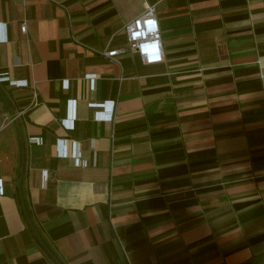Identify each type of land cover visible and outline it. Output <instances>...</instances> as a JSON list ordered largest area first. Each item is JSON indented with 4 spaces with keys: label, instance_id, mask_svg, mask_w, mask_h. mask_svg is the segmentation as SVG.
Listing matches in <instances>:
<instances>
[{
    "label": "crops",
    "instance_id": "1",
    "mask_svg": "<svg viewBox=\"0 0 264 264\" xmlns=\"http://www.w3.org/2000/svg\"><path fill=\"white\" fill-rule=\"evenodd\" d=\"M1 74L0 264H56L22 164L62 264H264V0H0Z\"/></svg>",
    "mask_w": 264,
    "mask_h": 264
},
{
    "label": "built area",
    "instance_id": "2",
    "mask_svg": "<svg viewBox=\"0 0 264 264\" xmlns=\"http://www.w3.org/2000/svg\"><path fill=\"white\" fill-rule=\"evenodd\" d=\"M126 40H127V49L125 48H116L110 51H106L103 53L104 56L111 59L112 61H117L116 57L119 54L124 53L126 50L136 54L140 61L144 65H152L161 63L163 61V52H162V44H161V35L160 29L158 25V21L155 16V8L153 5H148L145 7L144 11L129 20L125 23L123 27ZM19 31L21 34L26 33V25L25 23H21L19 26ZM0 80H8L6 74L0 75ZM11 85L19 86L25 85V83H14ZM108 102H112L111 109V118L104 121H111L115 102L114 101H105L103 103H90V107L100 108L101 111L97 112L98 115L105 113L106 114V105ZM36 94L32 93L31 105H36ZM103 120V119H100ZM31 142L37 141V139H30Z\"/></svg>",
    "mask_w": 264,
    "mask_h": 264
},
{
    "label": "water",
    "instance_id": "3",
    "mask_svg": "<svg viewBox=\"0 0 264 264\" xmlns=\"http://www.w3.org/2000/svg\"><path fill=\"white\" fill-rule=\"evenodd\" d=\"M22 173H23V164L21 165L20 169H19V175H18V179H17V193H18V197H19V202H20V206H21V210L23 212V215L26 219V222L29 226V228L31 229L32 233L34 234V236L37 238L38 242L43 246V242L38 234V231L37 229L35 228V226L33 225L31 219L29 218L27 212H26V209H25V206H24V203H23V200H22V197H21V192H20V183H21V178H22ZM49 252V251H47ZM51 259L56 263V264H62L56 257L55 255H51Z\"/></svg>",
    "mask_w": 264,
    "mask_h": 264
},
{
    "label": "clouds",
    "instance_id": "4",
    "mask_svg": "<svg viewBox=\"0 0 264 264\" xmlns=\"http://www.w3.org/2000/svg\"><path fill=\"white\" fill-rule=\"evenodd\" d=\"M111 109H112V102H108L106 105V114L102 113L97 116V119H103V120H108L111 118Z\"/></svg>",
    "mask_w": 264,
    "mask_h": 264
},
{
    "label": "trees",
    "instance_id": "5",
    "mask_svg": "<svg viewBox=\"0 0 264 264\" xmlns=\"http://www.w3.org/2000/svg\"><path fill=\"white\" fill-rule=\"evenodd\" d=\"M16 199H17V202L19 204V208H20V202H19V197L18 195H16ZM21 209V208H20ZM22 212V210H20ZM41 245V244H40ZM42 246V245H41ZM42 248L47 252L49 250H47L45 247L42 246ZM48 256L51 258V255H54L51 251L47 252Z\"/></svg>",
    "mask_w": 264,
    "mask_h": 264
}]
</instances>
